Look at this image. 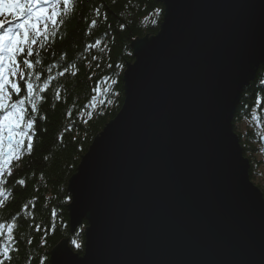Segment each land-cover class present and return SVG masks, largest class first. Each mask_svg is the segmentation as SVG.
Returning a JSON list of instances; mask_svg holds the SVG:
<instances>
[{"label": "water", "instance_id": "obj_1", "mask_svg": "<svg viewBox=\"0 0 264 264\" xmlns=\"http://www.w3.org/2000/svg\"><path fill=\"white\" fill-rule=\"evenodd\" d=\"M157 1L120 110L68 179L83 253L65 238L50 264H264V197L233 129L264 66V0Z\"/></svg>", "mask_w": 264, "mask_h": 264}, {"label": "trees", "instance_id": "obj_2", "mask_svg": "<svg viewBox=\"0 0 264 264\" xmlns=\"http://www.w3.org/2000/svg\"><path fill=\"white\" fill-rule=\"evenodd\" d=\"M60 8L62 13L63 6ZM96 9L100 10L99 16ZM157 9L159 15H155ZM162 18L163 5L157 0H78L73 10L65 14V23L56 37H51L41 49V64L36 66L41 79L37 83L43 87L48 75L56 78L48 82L38 102L32 152L14 159L0 177L5 180L3 187L11 189L0 206V222L12 223V216L19 221L11 241L7 240V228L0 235V246L11 244L12 259L5 260L4 264H50L51 249L65 238L74 252L83 253L86 222L74 233L70 231L68 179L76 172L94 137L123 104L122 73L126 64L133 62L132 41L155 35ZM2 19L6 17L0 16ZM93 19L97 24L90 28ZM97 39L101 43L89 48ZM34 48H39V43ZM61 55L65 60L59 59ZM67 63L77 65L73 69L76 75L57 76ZM51 65L56 67L49 72ZM57 89L59 99L54 96ZM253 117L260 123L263 121L264 66L259 67L255 78L244 88L233 119V128L240 138L244 156L250 161L249 176L254 182L258 161L252 153L260 152L259 135L256 130L241 132L238 127L242 122L250 123ZM19 179H25L24 186L15 184ZM254 184L264 197V184ZM24 204L28 205L26 210ZM73 240L80 243L81 248L77 249Z\"/></svg>", "mask_w": 264, "mask_h": 264}, {"label": "snow or ice", "instance_id": "obj_3", "mask_svg": "<svg viewBox=\"0 0 264 264\" xmlns=\"http://www.w3.org/2000/svg\"><path fill=\"white\" fill-rule=\"evenodd\" d=\"M76 2L78 0H0V16L6 17L0 20V143L7 141V147L0 148V177L14 159H19L25 152L30 154L33 150L34 120L35 114L38 113V102L42 100L41 94L48 87V82L56 78L48 75L41 87L37 83L41 75L36 66L41 64V49L45 48L51 37H56L61 25L65 23V14L73 10ZM49 8L50 15L47 13ZM96 15H100L99 9H96ZM155 15H159V9ZM57 17H60L59 20ZM152 23L155 24L156 20L153 19ZM96 24L97 21L93 19L89 27H95ZM120 27L123 28L124 25L121 24ZM38 43L39 48H34ZM100 43L101 41L97 39L88 47H95ZM59 59L65 60V57L61 55ZM92 59L95 60L96 57L93 56ZM55 67L56 65H51L48 71L51 72ZM76 67L75 64L67 63L56 75L63 77L71 73L75 76L76 72L73 69ZM54 96L59 99V89ZM92 99L95 100V97ZM40 118L45 119L43 116ZM8 174H12L11 169ZM15 184L24 186L25 179H19ZM4 185L5 180L0 179V197H4L0 200V206H3L11 191L10 188L3 187ZM27 207V204L23 205L25 210ZM28 215L31 216L32 213ZM11 220L13 222L7 224L0 222V235L7 228L9 241L13 239V229L19 227L16 216H12ZM31 242L28 240V243ZM72 243L77 249L81 248V244L75 240ZM10 248L11 244L0 246V256L3 257L0 264L12 259L9 254Z\"/></svg>", "mask_w": 264, "mask_h": 264}, {"label": "rangeland", "instance_id": "obj_4", "mask_svg": "<svg viewBox=\"0 0 264 264\" xmlns=\"http://www.w3.org/2000/svg\"><path fill=\"white\" fill-rule=\"evenodd\" d=\"M47 13L49 15L51 14V9L50 8L47 10ZM41 27H42V25H41ZM252 119L253 120H251L250 123L245 121V122H242V123L238 124L239 130L241 132H246L247 130L248 131L249 130H253V131L256 130V132H258L259 136L264 135V117H263V119H262L263 121L261 123L256 121V120H254V117ZM1 146L3 148H6L7 147V143H5V141H3V143H0V147ZM257 146L261 148L259 150L260 152H258L257 154L256 153H252V155H254L255 159L258 161L257 174L255 176L254 182L255 183L264 184V147L260 143L257 144Z\"/></svg>", "mask_w": 264, "mask_h": 264}, {"label": "bare ground", "instance_id": "obj_5", "mask_svg": "<svg viewBox=\"0 0 264 264\" xmlns=\"http://www.w3.org/2000/svg\"><path fill=\"white\" fill-rule=\"evenodd\" d=\"M78 228V227H77Z\"/></svg>", "mask_w": 264, "mask_h": 264}]
</instances>
